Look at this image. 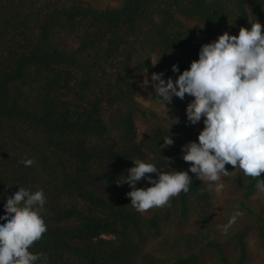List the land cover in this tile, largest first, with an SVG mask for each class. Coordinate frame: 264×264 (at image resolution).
Wrapping results in <instances>:
<instances>
[{"label": "trees", "instance_id": "16d2710c", "mask_svg": "<svg viewBox=\"0 0 264 264\" xmlns=\"http://www.w3.org/2000/svg\"><path fill=\"white\" fill-rule=\"evenodd\" d=\"M255 21L264 26V0H0V217L19 187L44 192L47 232L33 254L47 264H206L209 253L220 264L247 261L246 237L264 240V209L250 203L255 179L240 171L239 197L222 212L191 172L188 193L143 214L119 183L137 158L188 171L181 149L204 127L188 122L187 106L180 122L155 121L137 97H158L137 79L176 80L202 45ZM138 119L149 128L141 141ZM168 135L174 143L162 148ZM236 211L225 234L218 226Z\"/></svg>", "mask_w": 264, "mask_h": 264}, {"label": "clouds", "instance_id": "9594fccd", "mask_svg": "<svg viewBox=\"0 0 264 264\" xmlns=\"http://www.w3.org/2000/svg\"><path fill=\"white\" fill-rule=\"evenodd\" d=\"M179 72L177 65L172 66ZM164 73H153L152 87L166 113L173 97L194 99L187 105L186 116L191 125L203 120L198 143L189 142L181 149L182 159L191 165L188 171H163L153 163L132 160L134 167L119 185L132 189L126 196L138 213L154 208L169 207L171 200L182 192L188 193L192 185L189 172L207 183L209 190L220 192L224 188L222 176H228L226 165L240 170L257 181L256 188L264 193V26L255 21L250 29L241 27L239 34L225 32L208 44L202 45L198 59L190 64L178 78L163 79ZM149 81L146 79L144 84ZM161 146L173 145L168 135ZM26 167L34 164L25 157ZM148 174H156L152 179ZM142 179L151 187L137 188ZM46 199L42 190L35 192L19 187L7 198L0 217V264H47L43 253L33 254L29 249L47 232L41 215ZM241 212L233 213L228 224L218 226L225 234Z\"/></svg>", "mask_w": 264, "mask_h": 264}, {"label": "rangeland", "instance_id": "374dc122", "mask_svg": "<svg viewBox=\"0 0 264 264\" xmlns=\"http://www.w3.org/2000/svg\"><path fill=\"white\" fill-rule=\"evenodd\" d=\"M86 1H88L93 6L99 7V8L113 7L118 4V0H86ZM151 76L152 74L150 73H145L141 75L137 79L138 86L141 89H144L147 91H155L154 88L152 87ZM146 79L149 81L147 85L144 84V81ZM174 98H175V104L166 105V108L168 109L167 113L162 104L154 103L150 101L149 99L143 97L142 95H139L137 97V100L144 109L151 110L154 112L155 121L159 122L161 120L164 123L165 121L175 120V121L180 122L184 107H186L190 102H192L194 98L191 96H187V95L185 96L183 100L177 97H174ZM136 126L138 129V139L141 141L145 139L148 133V130H149L148 124L144 120L138 119L136 121ZM196 126L197 127L204 126L203 120L197 123ZM226 170L229 171L230 174L228 176L221 177L220 182L224 184V188L220 192H216L215 190H209L207 187V183L202 181L206 189L213 196L212 198L215 202L216 212H222L224 208L225 210L230 209V208H226V206L229 204H233L235 199H238L237 197H239L238 191L240 190L236 188L240 187L239 185V182L241 180L239 178L240 170H235L231 165H229L228 168H226ZM250 203L255 208L263 207L264 209V193H261L259 191L255 192L250 198ZM258 237L259 236L257 232L250 233L246 237L248 259L244 264H264V240L259 239ZM206 264H220V263L216 260L213 253H209Z\"/></svg>", "mask_w": 264, "mask_h": 264}]
</instances>
